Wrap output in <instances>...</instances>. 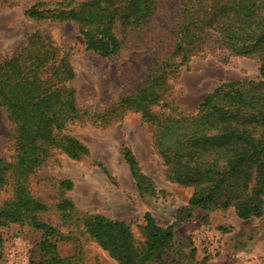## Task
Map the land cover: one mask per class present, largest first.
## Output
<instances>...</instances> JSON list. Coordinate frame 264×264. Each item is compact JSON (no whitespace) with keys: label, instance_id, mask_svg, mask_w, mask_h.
<instances>
[{"label":"trees","instance_id":"1","mask_svg":"<svg viewBox=\"0 0 264 264\" xmlns=\"http://www.w3.org/2000/svg\"><path fill=\"white\" fill-rule=\"evenodd\" d=\"M179 5L181 19L172 58L151 68L146 82L123 98L120 107L131 105L151 125L154 146L169 178L193 188L190 210L233 208L242 220L260 218L264 213V0H180ZM160 7V0L38 1L27 15L74 22L86 49L109 58L122 49L125 38L146 43ZM117 28L122 39L114 32ZM51 41L48 35L35 33L16 57L0 59V105L15 127L16 151L14 162L0 157V197L5 187L13 190V196L0 207V229L28 224L41 232V258L32 264H73L60 253L62 233L39 220L40 214L53 207L35 199L30 190V176L53 149L72 159L90 153L80 140L63 134L71 122L81 118V110L75 90L66 84L74 72L65 58L55 61L57 51ZM218 49L231 56L258 59V79L220 84L204 98L195 115L156 114L153 107L162 101L169 76L192 57ZM123 154L132 176L139 179L135 155L128 147ZM54 208L66 214L75 205L63 199ZM80 220L117 264L208 262L207 257L196 260V249L170 259L174 228L161 227L150 213L145 215L141 246L125 222L95 213H84Z\"/></svg>","mask_w":264,"mask_h":264},{"label":"rangeland","instance_id":"2","mask_svg":"<svg viewBox=\"0 0 264 264\" xmlns=\"http://www.w3.org/2000/svg\"><path fill=\"white\" fill-rule=\"evenodd\" d=\"M38 1L70 0H2L0 59L16 57L31 35L43 33L57 51L55 61L65 58L75 75L66 84L75 90L81 118L71 122L63 134L80 140L90 153L72 159L53 149L30 176L32 196L53 207L40 214L39 220L62 233L61 255L73 264H117L86 232L82 214H101L127 223L141 246L145 242V215L150 213L161 227L174 228L175 248L170 259L196 249V260L207 257L205 264H264V213L260 218L242 220L233 208L190 210L193 188L169 178L154 146L151 125L131 105L120 107L123 98L135 94L146 82L151 68L172 58L181 19L180 0H160L147 42L125 38L122 49L109 58L86 49L74 22L30 18L27 11ZM114 32L122 39L119 28ZM259 69L258 59L231 56L224 50L194 56L169 76L162 101L153 111L172 117L195 115L217 86L257 80ZM14 128L0 105V157L11 162L16 160ZM125 147L136 157L139 179L132 176L124 159ZM12 196L11 186L5 187L0 207ZM63 199L75 205L74 211L63 214L54 208ZM41 237V232L28 224L1 228L0 264L38 261Z\"/></svg>","mask_w":264,"mask_h":264}]
</instances>
